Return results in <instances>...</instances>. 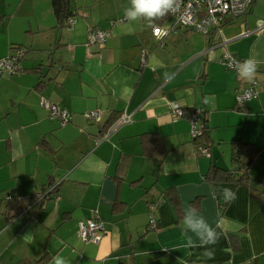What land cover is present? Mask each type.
Returning a JSON list of instances; mask_svg holds the SVG:
<instances>
[{
	"label": "crops",
	"instance_id": "obj_1",
	"mask_svg": "<svg viewBox=\"0 0 264 264\" xmlns=\"http://www.w3.org/2000/svg\"><path fill=\"white\" fill-rule=\"evenodd\" d=\"M129 4L70 0L75 20L66 27L51 0H0V58L12 46L25 51L18 72H0V264H51L56 255L69 264H264V196L257 194L264 187V87L238 105L235 93L249 82L220 63L225 51L252 58L264 80V27L257 25L264 0L206 35L167 14L154 22L167 30L162 37L144 21L130 26ZM93 29L109 33L102 46L86 45ZM41 97L68 110L70 120L48 117ZM172 103L186 116L199 107L204 134L193 140L188 118L175 117ZM90 110L98 121L84 116ZM123 114L130 120L108 131ZM148 134L158 135L157 152H149ZM234 142L257 149L248 185L206 181L211 166L231 168ZM97 161L107 165L102 178ZM222 188L237 198L226 202ZM39 192L48 198L37 200ZM190 206L213 226L221 222L213 259L201 247H181ZM150 213L154 229H147ZM94 214L105 231L98 242H83L77 222Z\"/></svg>",
	"mask_w": 264,
	"mask_h": 264
},
{
	"label": "built area",
	"instance_id": "obj_2",
	"mask_svg": "<svg viewBox=\"0 0 264 264\" xmlns=\"http://www.w3.org/2000/svg\"><path fill=\"white\" fill-rule=\"evenodd\" d=\"M254 0H179V7L170 12L176 24L189 28L195 32L206 35L212 29L219 28L226 21V17H240L249 10ZM74 15L67 17L66 22L73 23ZM124 18L120 19L121 21ZM258 28L264 27V20L257 21ZM152 35L155 37H162L167 33V30L158 25L151 27ZM108 32L102 29H93L88 32L86 45L98 44L102 46L108 36ZM25 51L22 48H15L7 56L0 58V72H7L15 74L20 70V60ZM245 59L238 58L231 53L225 51L220 57V63L227 69L235 70V65L239 61ZM142 64L145 63V57L142 55L140 58ZM264 87V80L254 78L249 82L247 86L240 88L235 93V101L238 105H243L252 98H255L258 94L259 88ZM41 105L47 112V116L50 118H56L61 125L67 123L71 114L68 110L62 109L50 101L41 97ZM173 115L177 118H188L189 121V135L193 140L198 139L202 135V129L204 128L203 117L201 115V109L199 107L194 108L188 116H186L180 106L175 103L171 104ZM84 116L88 119H99L98 111L90 110L84 113ZM130 120L129 115L123 114L116 119L108 128V131H112L118 125L126 123ZM105 133L102 136H105ZM196 149L200 154L209 155L208 148L198 143ZM9 198V196H8ZM37 200L48 198L47 193H35ZM155 204H149L150 210ZM105 223L96 214L88 217L84 220L77 222V236L83 242H98L102 234L105 231ZM156 228V219L152 213L149 215L147 229Z\"/></svg>",
	"mask_w": 264,
	"mask_h": 264
},
{
	"label": "clouds",
	"instance_id": "obj_3",
	"mask_svg": "<svg viewBox=\"0 0 264 264\" xmlns=\"http://www.w3.org/2000/svg\"><path fill=\"white\" fill-rule=\"evenodd\" d=\"M178 7L179 0H130L129 6L124 9V18L130 26L144 21L147 27H153L157 19L175 11ZM235 71L238 78L251 82L256 77L258 65L254 59L248 58L237 62ZM96 164L98 167L94 171L98 177L102 178L107 165L103 161H97ZM219 193L226 202L237 198L236 193L230 188H222ZM212 198H216L215 192L212 193ZM220 228L221 222L219 220L213 226L203 214L190 206L185 210L182 217L181 239L184 243L181 247H201L204 249L202 256L206 260L213 259L214 250L210 246L219 241L221 233L218 229ZM51 264H69V262L64 257L56 255L52 258Z\"/></svg>",
	"mask_w": 264,
	"mask_h": 264
},
{
	"label": "trees",
	"instance_id": "obj_4",
	"mask_svg": "<svg viewBox=\"0 0 264 264\" xmlns=\"http://www.w3.org/2000/svg\"><path fill=\"white\" fill-rule=\"evenodd\" d=\"M69 1L70 0H51V6L54 13V16L56 18V22L59 26H66L68 27L70 24L66 22L67 17L73 15V13L69 10ZM87 40V39H86ZM15 48H21L19 46H12L10 47V52L13 51ZM111 120L107 127L115 120ZM106 127V128H107ZM205 131V125L202 129V135ZM145 141L153 142L151 145L148 146L149 152L153 153L154 151H158L156 149L157 145L159 144V137L156 134H148L143 138ZM234 148H232L231 151V168H221L217 166H211L207 172L204 175V179L209 182H215V181H234L238 184H244L248 185V169L250 167V164L252 163L253 159L255 158L257 154V149L249 144V143H242V142H234L233 143ZM151 147V148H150ZM147 150V147H146ZM264 196V187H262V190H257V194ZM166 194L170 197L171 201L173 202V205L175 210L177 211L178 215L180 213L179 207L176 205V195L174 194V191L168 190ZM119 203H115L113 205V209L116 210L117 205ZM226 203H223L222 206L224 207Z\"/></svg>",
	"mask_w": 264,
	"mask_h": 264
},
{
	"label": "water",
	"instance_id": "obj_5",
	"mask_svg": "<svg viewBox=\"0 0 264 264\" xmlns=\"http://www.w3.org/2000/svg\"><path fill=\"white\" fill-rule=\"evenodd\" d=\"M46 71H47V67L42 66V67H41V70H40V73H41L42 75H45Z\"/></svg>",
	"mask_w": 264,
	"mask_h": 264
},
{
	"label": "rangeland",
	"instance_id": "obj_6",
	"mask_svg": "<svg viewBox=\"0 0 264 264\" xmlns=\"http://www.w3.org/2000/svg\"><path fill=\"white\" fill-rule=\"evenodd\" d=\"M88 8V7H87Z\"/></svg>",
	"mask_w": 264,
	"mask_h": 264
}]
</instances>
